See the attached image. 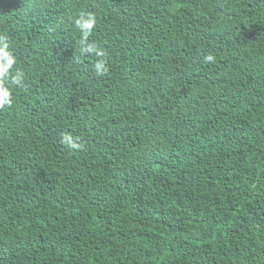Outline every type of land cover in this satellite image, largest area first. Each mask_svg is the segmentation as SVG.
I'll return each mask as SVG.
<instances>
[{
  "label": "trees",
  "instance_id": "trees-1",
  "mask_svg": "<svg viewBox=\"0 0 264 264\" xmlns=\"http://www.w3.org/2000/svg\"><path fill=\"white\" fill-rule=\"evenodd\" d=\"M0 36V264H264V0H0Z\"/></svg>",
  "mask_w": 264,
  "mask_h": 264
},
{
  "label": "clouds",
  "instance_id": "clouds-1",
  "mask_svg": "<svg viewBox=\"0 0 264 264\" xmlns=\"http://www.w3.org/2000/svg\"><path fill=\"white\" fill-rule=\"evenodd\" d=\"M78 26L84 31L87 36L96 24V19L92 14L81 13L80 19L77 21ZM214 58L211 55L205 57L206 61L211 62ZM16 63V59L9 51V44L7 38L0 36V107L10 103V92L7 87L3 86V81L8 78L9 70L12 69ZM98 68L101 65L97 66ZM11 83L21 85L22 80L19 73L11 77ZM70 143L69 138H65Z\"/></svg>",
  "mask_w": 264,
  "mask_h": 264
}]
</instances>
